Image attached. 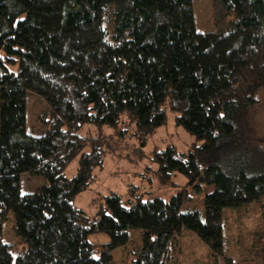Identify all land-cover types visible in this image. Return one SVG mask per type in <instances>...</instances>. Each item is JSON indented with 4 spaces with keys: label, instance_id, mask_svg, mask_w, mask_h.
Instances as JSON below:
<instances>
[{
    "label": "trees",
    "instance_id": "obj_1",
    "mask_svg": "<svg viewBox=\"0 0 264 264\" xmlns=\"http://www.w3.org/2000/svg\"><path fill=\"white\" fill-rule=\"evenodd\" d=\"M219 1L235 22L201 33L192 0H0V264H110L132 228L143 233L133 264H177L169 245L183 228L211 258L222 256V210L264 197V143L248 119L264 88V0ZM28 92L49 107L40 136L26 130ZM167 111L194 141L184 152L157 149L151 161L160 180L177 173L204 194L203 215L180 210L184 189L129 206L115 193L99 196L90 219L74 199L93 171L128 132L140 157ZM84 127L97 132L83 136ZM24 173L45 184L20 193ZM9 214L24 244L14 260L3 238ZM94 233L109 238L98 258Z\"/></svg>",
    "mask_w": 264,
    "mask_h": 264
},
{
    "label": "rangeland",
    "instance_id": "obj_2",
    "mask_svg": "<svg viewBox=\"0 0 264 264\" xmlns=\"http://www.w3.org/2000/svg\"><path fill=\"white\" fill-rule=\"evenodd\" d=\"M191 10L196 32H217L228 30L235 22V17L224 12L219 0H192ZM15 72V68H12ZM49 111L47 103L39 96L28 92L26 95V130L34 136L46 133L47 127L38 119ZM249 122L254 129L256 139L264 143V88L258 91L256 103L248 113ZM105 133H110L106 127ZM95 127H84L81 135H94ZM126 136L127 142L119 146L114 154L108 155L102 169L93 171L94 182L89 188L79 193L74 205L82 210L90 219L95 218L94 199L115 193L120 197L122 205L129 206L136 197L141 201L159 198L168 201L172 196L186 189L187 199L181 205L182 212L197 211L203 215V196L187 187L186 179L174 173L170 182L165 183L157 175V164L151 161L153 152L168 145L177 151L184 152L194 141V137L174 122V115L167 111L166 123L157 129L148 140L140 157L131 153V147L137 146L135 139ZM128 155V157H127ZM78 158L74 159L63 171L67 179L77 173ZM45 184L40 176L20 175V193L36 192ZM173 184V185H172ZM12 215L4 225V241L11 246L13 260L24 245L9 227ZM223 254L213 259L208 247L191 231L182 229L175 235L169 245V254L177 264H264V197L259 203L237 209L222 210ZM128 240L125 245L112 252L110 264H133L143 245V233L140 229H128ZM89 241L95 246L94 257L98 258L101 247L109 238L104 233H94ZM229 262V263H228Z\"/></svg>",
    "mask_w": 264,
    "mask_h": 264
}]
</instances>
